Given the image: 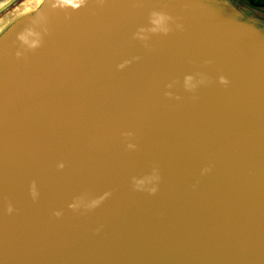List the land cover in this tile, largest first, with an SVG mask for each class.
Returning <instances> with one entry per match:
<instances>
[{
	"label": "water",
	"instance_id": "1",
	"mask_svg": "<svg viewBox=\"0 0 264 264\" xmlns=\"http://www.w3.org/2000/svg\"><path fill=\"white\" fill-rule=\"evenodd\" d=\"M18 1L0 264H264V0Z\"/></svg>",
	"mask_w": 264,
	"mask_h": 264
},
{
	"label": "clouds",
	"instance_id": "2",
	"mask_svg": "<svg viewBox=\"0 0 264 264\" xmlns=\"http://www.w3.org/2000/svg\"><path fill=\"white\" fill-rule=\"evenodd\" d=\"M100 2H103V0H100ZM85 3H86V0H77V2L75 3V5H83ZM153 15L155 17V19L153 20V23L155 25H157L160 28L161 31L167 32L168 31V28L166 27V21L169 19V17L166 16V15H163V14H155L154 13ZM180 27H181V25H177V28H180ZM219 82L221 84H227L228 83V81L223 76H221L219 78ZM155 191H156L155 188H152L150 190V192H152V193H154ZM95 203L96 202H94L93 206H95ZM7 210H8V212H11L12 211L11 206H9ZM56 215H59V213H57Z\"/></svg>",
	"mask_w": 264,
	"mask_h": 264
},
{
	"label": "rangeland",
	"instance_id": "3",
	"mask_svg": "<svg viewBox=\"0 0 264 264\" xmlns=\"http://www.w3.org/2000/svg\"><path fill=\"white\" fill-rule=\"evenodd\" d=\"M20 1H24V0H19V1L17 2V4H18ZM7 2H9V0H0V6H2L4 3H7ZM9 9H10V8H9ZM9 9H6L5 12L3 13V14H5V16L7 15V13L10 12ZM3 14L0 15V22H1V20L4 18V15H3Z\"/></svg>",
	"mask_w": 264,
	"mask_h": 264
},
{
	"label": "bare ground",
	"instance_id": "4",
	"mask_svg": "<svg viewBox=\"0 0 264 264\" xmlns=\"http://www.w3.org/2000/svg\"><path fill=\"white\" fill-rule=\"evenodd\" d=\"M157 65H158V70H160L159 72H165V68L163 67L164 64L161 63V61H157ZM155 78V77H152V75L150 76L149 78V81L150 82H153L152 79Z\"/></svg>",
	"mask_w": 264,
	"mask_h": 264
}]
</instances>
